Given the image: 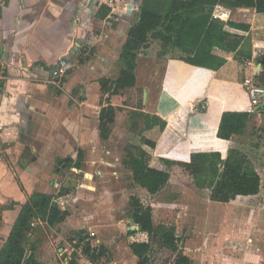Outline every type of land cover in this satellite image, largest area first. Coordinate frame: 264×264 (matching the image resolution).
Segmentation results:
<instances>
[{
	"label": "crops",
	"instance_id": "0c3cea01",
	"mask_svg": "<svg viewBox=\"0 0 264 264\" xmlns=\"http://www.w3.org/2000/svg\"><path fill=\"white\" fill-rule=\"evenodd\" d=\"M142 3L158 13L164 10V0H142ZM104 5L112 7L107 15L102 9ZM121 5L124 8L127 0H0V251L22 205L33 194L52 196V202H58L55 191L62 185L58 175L69 158L76 160L82 150L86 154L85 166L94 168L100 163L97 150L108 139L100 137L102 92L99 79L119 76L121 64L117 76L109 74L116 61L119 62L134 12L133 9L131 14L114 15L116 6ZM213 19L248 23L250 30L237 49H213L226 57L227 62L210 74L206 68L196 66L190 75L177 76L174 60L181 52L168 50L165 55H159L160 39H150L147 48L153 45L158 56L167 58L155 109V115L161 114L166 126L162 130L146 128L144 132L157 129V145L153 148L162 159L175 160L186 152L185 159L189 160L193 152L211 150H220L226 155L230 147L247 152L261 176L259 192L249 195L255 196L264 191V98L258 104L253 103L246 82L249 80L264 89L260 82L264 12L247 5L232 7L221 0L215 6ZM81 48L88 49V54L93 50L95 55L80 58L78 54L77 57ZM141 50L137 56L135 85H139V80L145 85L154 84L156 78L148 77V73L141 75L143 79L138 75ZM154 51L156 49L151 52ZM64 58L68 60L67 71L61 77L55 76L53 72ZM143 69L147 72L149 68ZM227 84L241 86L247 96ZM165 107L162 114L159 110ZM226 109L251 112L244 132L231 139L217 135L222 112ZM141 145L149 151L146 144ZM122 164L126 166L123 160ZM99 172L104 175V171ZM85 176L88 182L82 183L80 188L89 190L88 183L95 181V175L90 169ZM82 198V190L71 200L65 195L60 197L69 215L49 227L62 229V233L85 225L94 228L92 214L74 209ZM66 203L71 207H66ZM45 224L48 223L35 219L27 237L32 233L41 241V246L36 243V254L46 264V258L52 257L54 250L48 244L50 251L42 253L48 241ZM252 232L251 226H244L235 239L234 234L229 237L211 230L195 242L196 249L193 243L189 245L190 239L185 240V246H180L191 257V264H264V233L262 240H258ZM130 252L132 263L138 264L137 256L132 249ZM69 258L68 254L65 259L70 262Z\"/></svg>",
	"mask_w": 264,
	"mask_h": 264
},
{
	"label": "trees",
	"instance_id": "16d2710c",
	"mask_svg": "<svg viewBox=\"0 0 264 264\" xmlns=\"http://www.w3.org/2000/svg\"><path fill=\"white\" fill-rule=\"evenodd\" d=\"M136 2L132 17V25L123 44L119 63L121 70L117 78L103 76L99 79L102 96L100 113V137L109 139L111 126L116 118V106L111 97L122 90L135 86L137 56L143 47L149 45L151 38L161 41L162 50L159 55H165L168 50H179L175 55V73L177 76L190 75L196 66H202L208 73L219 69L227 62V58L213 52L215 47L226 51L237 49L242 39L250 30V24L227 20L219 22L213 19L215 6L221 0H164L162 13L148 9L142 3ZM227 5L252 6L257 11L264 12V0H222ZM107 15L112 7L102 6ZM105 15V16H106ZM264 87L263 71L260 79ZM240 90L247 96L241 86L227 84ZM249 110L226 109L222 112L217 135L223 139H231L244 132L250 116ZM149 129L166 126V120L158 115L146 114ZM142 143L156 147V137H150L141 131ZM147 151L142 145L129 144L125 148L124 164L133 173V180L151 193H156L170 179V171L157 166H151L146 161ZM169 164H181L193 176L198 187L210 189V198L214 201L230 202L239 195L257 194L261 187V176L247 152L230 147L224 155L220 150L197 151L191 154L187 161L163 158ZM84 154L79 150L77 159L69 158L68 165L83 170ZM64 192L56 195L60 199ZM35 193L31 199L22 205V209L0 251V264H45L36 254V242L27 243L26 237L33 228L35 219L46 221L50 226L63 221L69 215L67 209L58 202H52V196ZM131 218L140 226V230L152 235L159 241L155 248L150 240H133L130 247L138 258V264H191L192 259L180 246L181 238L175 224L154 221L153 207L143 203L142 199L133 194L130 196ZM137 229L129 230L133 235ZM70 264H78L79 253L87 255L92 261L98 262L108 256L109 250L104 244L94 245L90 235L80 234L77 242L69 250Z\"/></svg>",
	"mask_w": 264,
	"mask_h": 264
},
{
	"label": "rangeland",
	"instance_id": "374dc122",
	"mask_svg": "<svg viewBox=\"0 0 264 264\" xmlns=\"http://www.w3.org/2000/svg\"><path fill=\"white\" fill-rule=\"evenodd\" d=\"M116 7L118 9L114 11V15L127 13V5L124 8L122 5ZM155 49L156 51L151 52ZM81 50L79 49L77 57L78 54L79 57L88 54V49L83 50L81 48ZM94 53L92 50L88 55H95ZM139 57L138 75L143 79L142 76H146L148 73V77H154L157 81L154 84L151 82V84L145 85V82L139 80V85L129 87L123 90L122 93L111 97V101L117 108L116 119L112 124L110 138L101 143L97 150L96 157L100 156L102 159H100L99 164L97 163L94 168L86 164L83 170L71 168L67 164L58 175L62 185L60 190L58 187L59 191L55 192L57 194L64 192L63 195L71 200L82 190V201L74 209L84 210L87 214H92L93 222L91 224L94 225V228L92 225V229L88 228L89 225H85L80 229L62 233V229L57 231L56 227L51 228L52 226L49 227L50 225L45 224L44 228L48 229L46 231L48 241L43 247L42 253L46 254L50 251L48 244L54 250L52 257L44 255L47 257L46 264H70L65 257L68 256L69 250L77 242V236H80L81 233L90 235L91 242L94 245L102 243L109 250L108 256L93 264H133V255L130 252L131 249H129L132 240H150L153 246L158 248L159 241L152 235L142 231H138L133 235L129 234L130 229L138 226L131 219L130 196L133 194L139 196L144 204L153 207L156 224L172 223L176 225L177 233L181 236L180 245L182 246H185L186 239H190L189 245L193 243V248L196 249L195 242L202 239V235L211 230L220 235L225 233L229 237L234 234L235 239H237L239 238L238 232L244 226L248 227V225L253 230L252 236L255 232L256 239L263 238L264 191L255 196L239 195L230 202L214 201L210 198V189L198 187L193 176L183 165L178 163L167 164L161 155L156 153L155 148L148 147V145L147 163L151 166L169 170L171 174L169 182L156 193H151L134 182L130 168L122 164L125 148L129 144H142L141 131L149 127L148 119L145 116L146 114H150V116L156 114L157 91L161 88V79L165 74L167 59L158 56L157 48L153 45L149 49L147 47L143 48ZM115 65L109 76L118 75L120 63L116 61ZM143 67L149 68L148 71L145 72ZM61 76L63 75L58 77ZM143 109L145 111H142ZM165 109L166 107L161 108L159 111L163 114ZM159 116L163 117L161 114ZM152 130H147L144 134L156 137L157 129H155V132ZM183 154H179V158L175 160L187 161L185 159L187 153L184 152ZM84 157H86L85 152ZM63 158L66 160L68 157ZM91 160H94V158H91ZM90 169L94 172L95 181L89 182V190H85L82 187L80 188V185L86 181L88 182L84 178L86 177V171ZM99 171H104V175ZM58 204L62 208L65 206L59 199ZM66 207H71V205L66 203ZM96 227L98 228L95 229ZM36 237L31 233L26 237L27 243L36 240V243L41 246V241ZM262 241H264V238ZM60 247H64V249L60 250ZM188 250L192 251L191 249ZM77 261L78 264H90V260L80 254L77 256Z\"/></svg>",
	"mask_w": 264,
	"mask_h": 264
},
{
	"label": "built area",
	"instance_id": "2783aa9c",
	"mask_svg": "<svg viewBox=\"0 0 264 264\" xmlns=\"http://www.w3.org/2000/svg\"><path fill=\"white\" fill-rule=\"evenodd\" d=\"M114 1V0H113ZM127 8V7H126ZM67 65H68V60H62L59 65L55 68L53 74L55 76H60V75H64L67 71ZM247 85H249L250 87V91L252 94V101L255 104H258L262 101V96L261 93L264 91V89L262 87H258L255 86L254 84H252L249 80H247ZM88 257V256H87ZM88 259L91 261H89L90 264H93L94 262L88 257Z\"/></svg>",
	"mask_w": 264,
	"mask_h": 264
},
{
	"label": "water",
	"instance_id": "95a60500",
	"mask_svg": "<svg viewBox=\"0 0 264 264\" xmlns=\"http://www.w3.org/2000/svg\"><path fill=\"white\" fill-rule=\"evenodd\" d=\"M134 7H135V0H128L126 12L129 13V14H131L132 11H133V9H134ZM63 60H67V59L64 58ZM262 98H264V92L262 94ZM262 105L264 106V104H262ZM44 200H45V197L43 196L42 197V201L44 202ZM135 228H140V226L133 227V229H135Z\"/></svg>",
	"mask_w": 264,
	"mask_h": 264
}]
</instances>
